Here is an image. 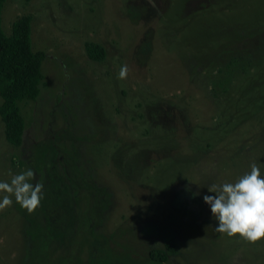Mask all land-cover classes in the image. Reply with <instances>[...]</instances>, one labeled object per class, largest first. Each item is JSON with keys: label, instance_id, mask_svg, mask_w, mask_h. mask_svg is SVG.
<instances>
[{"label": "rangeland", "instance_id": "rangeland-1", "mask_svg": "<svg viewBox=\"0 0 264 264\" xmlns=\"http://www.w3.org/2000/svg\"><path fill=\"white\" fill-rule=\"evenodd\" d=\"M26 13L43 81L19 146L0 119V180L31 168L44 196L0 210V264H264L201 198L264 172V0H5L4 32Z\"/></svg>", "mask_w": 264, "mask_h": 264}, {"label": "clouds", "instance_id": "clouds-1", "mask_svg": "<svg viewBox=\"0 0 264 264\" xmlns=\"http://www.w3.org/2000/svg\"><path fill=\"white\" fill-rule=\"evenodd\" d=\"M128 71L127 65H121L118 78H126ZM249 168L234 182L207 186L210 194H203L201 198L216 222L215 231L229 237L238 234L239 238L255 242L264 237V172L256 163H251ZM34 177L35 173L28 168L11 174L10 180H0V210L15 201L27 212H33L44 196L43 184L31 182Z\"/></svg>", "mask_w": 264, "mask_h": 264}, {"label": "trees", "instance_id": "trees-1", "mask_svg": "<svg viewBox=\"0 0 264 264\" xmlns=\"http://www.w3.org/2000/svg\"><path fill=\"white\" fill-rule=\"evenodd\" d=\"M5 0H0V119L5 139L14 146L23 141L25 120L20 102L34 100L40 90L43 75L40 70L44 53L32 50L30 37L31 15L17 16L11 23L10 33L1 26V10ZM29 1V0H25ZM84 51L88 58L102 61L106 50L98 42L85 41ZM175 239L166 240L163 247H152L148 254L158 261H165L169 252L176 248Z\"/></svg>", "mask_w": 264, "mask_h": 264}, {"label": "flooded vegetation", "instance_id": "flooded-vegetation-1", "mask_svg": "<svg viewBox=\"0 0 264 264\" xmlns=\"http://www.w3.org/2000/svg\"><path fill=\"white\" fill-rule=\"evenodd\" d=\"M82 176H84L85 175V173H83V174H81Z\"/></svg>", "mask_w": 264, "mask_h": 264}]
</instances>
